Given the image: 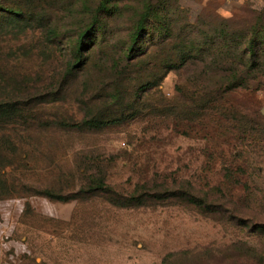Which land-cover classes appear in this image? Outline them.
<instances>
[{
	"label": "rangeland",
	"instance_id": "rangeland-1",
	"mask_svg": "<svg viewBox=\"0 0 264 264\" xmlns=\"http://www.w3.org/2000/svg\"><path fill=\"white\" fill-rule=\"evenodd\" d=\"M259 5L0 0V264H264Z\"/></svg>",
	"mask_w": 264,
	"mask_h": 264
},
{
	"label": "trees",
	"instance_id": "trees-1",
	"mask_svg": "<svg viewBox=\"0 0 264 264\" xmlns=\"http://www.w3.org/2000/svg\"><path fill=\"white\" fill-rule=\"evenodd\" d=\"M107 10V6L106 3H100L96 6V8H94V15L96 17L95 21L90 23V25L88 26V29H86L83 33V35L81 36V38L85 37V35H89V31L93 30V31H97V33H103L104 30V24H101V21L99 20L98 17H100L102 14L104 15V13ZM162 11L163 13L161 15H159V11ZM12 11V10H11ZM19 9L16 11V9H14V13L12 15L18 16L16 15V13L19 14ZM155 13L156 15L162 17L159 19V21L161 23H166L165 22V15L166 13H168V11L166 10V7H164V5H161V9H160V5L155 6L154 3H148L145 7L144 10H142V12L140 13V18L138 20V23L136 25L135 31L133 33V35L131 36V41L132 43H135L140 36L143 34V31L145 30L146 26H148V20L151 17V15ZM98 15V17H97ZM1 23V22H0ZM263 21H259V24L262 26L263 25ZM1 25V24H0ZM166 27V28H165ZM172 27V25L170 24V22H167L166 24H164V28L169 31V29ZM191 25H188V28H191ZM193 30V29H191ZM189 30V31H191ZM195 32V30H193ZM90 33L92 34V32L90 31ZM204 38L205 41L207 40H211L212 37L207 35V32L204 31ZM264 33V28H257L255 31V36L254 38L251 39L248 48H252V49H258L261 45L260 41H262V34ZM257 34H260L261 37L260 39L257 38ZM81 43V42H80ZM247 46L245 45V47L247 48ZM132 45H130L129 49H132ZM81 48L79 47V49L77 50L76 54L78 55V53L80 52ZM253 52L250 55V61L251 63L258 65L259 62V53L258 52H254L253 50L248 49V52ZM16 110L12 109V105H10L8 102H4V101H0V129H3V127H6L8 124L12 123L13 121H16L17 119L20 118V116H15L17 113ZM106 121H102V120H98V119H84L82 122L79 123H74V124H66L68 127H72V128H78V129H85V128H96V127H101V125L103 123H105Z\"/></svg>",
	"mask_w": 264,
	"mask_h": 264
},
{
	"label": "crops",
	"instance_id": "crops-1",
	"mask_svg": "<svg viewBox=\"0 0 264 264\" xmlns=\"http://www.w3.org/2000/svg\"><path fill=\"white\" fill-rule=\"evenodd\" d=\"M251 2H257L261 8H264V0H251Z\"/></svg>",
	"mask_w": 264,
	"mask_h": 264
}]
</instances>
